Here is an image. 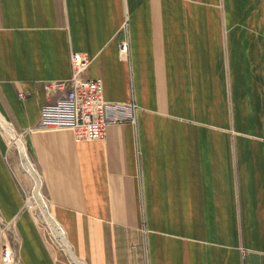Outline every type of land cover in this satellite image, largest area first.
<instances>
[{
	"label": "crops",
	"instance_id": "1",
	"mask_svg": "<svg viewBox=\"0 0 264 264\" xmlns=\"http://www.w3.org/2000/svg\"><path fill=\"white\" fill-rule=\"evenodd\" d=\"M74 52L136 124L37 129ZM16 148L85 264H264V0H0V264H68Z\"/></svg>",
	"mask_w": 264,
	"mask_h": 264
},
{
	"label": "built area",
	"instance_id": "2",
	"mask_svg": "<svg viewBox=\"0 0 264 264\" xmlns=\"http://www.w3.org/2000/svg\"><path fill=\"white\" fill-rule=\"evenodd\" d=\"M119 53L124 60H129L128 40L119 43ZM71 63L72 76L68 81L45 84L49 95L62 94L42 105L37 129L71 130L76 142L104 141L109 125L136 124L137 105L106 101L103 80L86 77L90 60L84 54L72 53ZM20 97L23 99L25 95L20 94ZM37 208L32 198L25 197L26 210L36 215ZM1 259L3 264H19L8 244L1 248Z\"/></svg>",
	"mask_w": 264,
	"mask_h": 264
},
{
	"label": "rangeland",
	"instance_id": "3",
	"mask_svg": "<svg viewBox=\"0 0 264 264\" xmlns=\"http://www.w3.org/2000/svg\"><path fill=\"white\" fill-rule=\"evenodd\" d=\"M26 148H27V146H26ZM17 157H18V160H19V170L21 172L22 178L29 179V182H30L29 187L24 189L25 190V197L32 198L36 202V204L38 206V200L36 199L37 194L35 192L36 188L34 189V180L32 179V177L28 173H26L24 171V169L22 167V164H21V160H20V155H19L18 149H17ZM42 184H43V181H42ZM40 197H41L42 202H44L46 204V206H47V213H50V206H49L48 200H47V198L45 196L44 189H43V192H42V190L40 191ZM35 218H36V221H37L39 227L45 233V235L50 240V242L52 244L56 245L63 252H65V250L55 242L57 239L54 236V233H53L52 229L49 227L48 221L45 219V214L42 213V210H41L40 206H38V208H37V212H36ZM67 258H68V261H69L68 264H72L68 254H67Z\"/></svg>",
	"mask_w": 264,
	"mask_h": 264
},
{
	"label": "bare ground",
	"instance_id": "4",
	"mask_svg": "<svg viewBox=\"0 0 264 264\" xmlns=\"http://www.w3.org/2000/svg\"><path fill=\"white\" fill-rule=\"evenodd\" d=\"M40 191L41 188L40 186H38L36 188V194L37 197L36 199L38 200V206L41 207L42 213L45 214V219L48 221V225L49 227L52 229L54 236L57 239V242L61 245V247H63V249L67 252L70 261L72 264H85L84 262H82L81 260H79L75 255L74 252L72 250V247L70 246V244L68 243L65 233L63 232V230L60 228L59 225H57L55 223L54 218L50 215V213H47V206L44 202H42L41 197H40Z\"/></svg>",
	"mask_w": 264,
	"mask_h": 264
}]
</instances>
